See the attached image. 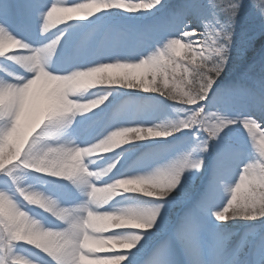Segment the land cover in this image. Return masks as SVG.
I'll list each match as a JSON object with an SVG mask.
<instances>
[{"label":"snow or ice","instance_id":"6c2138e0","mask_svg":"<svg viewBox=\"0 0 264 264\" xmlns=\"http://www.w3.org/2000/svg\"><path fill=\"white\" fill-rule=\"evenodd\" d=\"M242 18L264 0H0V264H264Z\"/></svg>","mask_w":264,"mask_h":264},{"label":"rangeland","instance_id":"374dc122","mask_svg":"<svg viewBox=\"0 0 264 264\" xmlns=\"http://www.w3.org/2000/svg\"><path fill=\"white\" fill-rule=\"evenodd\" d=\"M185 2L186 0H165L173 8ZM237 31L240 33L242 46L233 54L232 63L224 74V84L251 83L259 77L261 61L264 59V35L260 34V21L242 18Z\"/></svg>","mask_w":264,"mask_h":264}]
</instances>
